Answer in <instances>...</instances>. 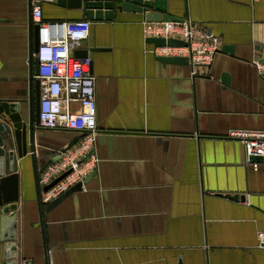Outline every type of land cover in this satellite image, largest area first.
Returning <instances> with one entry per match:
<instances>
[{
	"label": "crops",
	"instance_id": "1",
	"mask_svg": "<svg viewBox=\"0 0 264 264\" xmlns=\"http://www.w3.org/2000/svg\"><path fill=\"white\" fill-rule=\"evenodd\" d=\"M166 4L171 16L189 18L218 39L211 66L195 78L187 64L158 60L141 15L90 19L57 0L41 5L43 20L90 21L75 50L90 58L97 106L95 174L66 200L67 211L45 220L53 246L48 264H264L256 239L264 231V164L252 168L242 144L227 137L232 130L264 129V76L251 64L256 56L264 60V0ZM30 57L27 0H0V94L28 89ZM223 72L230 84L222 88ZM2 124L15 147L8 116L0 117V131ZM38 133L40 162L76 136ZM16 161L17 247L26 242L37 250L29 154ZM226 193L244 199L218 195ZM2 254L0 241V264Z\"/></svg>",
	"mask_w": 264,
	"mask_h": 264
},
{
	"label": "built area",
	"instance_id": "2",
	"mask_svg": "<svg viewBox=\"0 0 264 264\" xmlns=\"http://www.w3.org/2000/svg\"><path fill=\"white\" fill-rule=\"evenodd\" d=\"M56 0H31V22L38 25L39 45L34 58L38 61V73L33 78L39 82L38 126L46 130L73 131L84 134L66 150H56L38 174L40 187L49 185L62 174V179L41 193L42 204L56 199L74 184L83 181L95 169L97 159L93 150L96 123L95 79L90 74V58H75L74 50L89 34L90 21L85 18L75 20H43L41 5ZM146 38L175 39L184 43L179 46H159L154 48L156 56L185 57L191 75H200L209 68L219 52V42L215 35L189 18L180 21L144 22ZM252 66L264 75V60L254 57ZM73 105H77L74 109ZM8 125L2 124V132ZM227 137L239 141L244 149L245 162L257 169L264 164V129H238L229 131ZM252 157L262 158L252 161ZM258 247H264V231L256 234Z\"/></svg>",
	"mask_w": 264,
	"mask_h": 264
},
{
	"label": "water",
	"instance_id": "3",
	"mask_svg": "<svg viewBox=\"0 0 264 264\" xmlns=\"http://www.w3.org/2000/svg\"><path fill=\"white\" fill-rule=\"evenodd\" d=\"M61 5L68 8L83 9L84 14L92 19L101 17L113 18L116 12H128L141 15L142 18L149 21H180L168 13L166 0H57ZM28 3V42L30 54L36 52L39 45L38 25L31 22V0ZM148 43L154 47L169 45H183L181 41L175 39L147 38ZM75 58L87 57V51L77 49L73 52ZM158 60L163 62L187 64L185 57H163L157 56ZM262 60V59H261ZM252 61V59H251ZM30 70L28 77V89H19L13 94H0V117L8 116L14 127V141L0 131V241L3 243L2 264H48V250L53 248L48 244L51 241L48 233V225L45 220L53 218L54 215L63 214L67 211L66 200L74 193L81 191L86 183L93 177L95 171L90 173L83 181L71 186L67 191L47 204H42L40 200L41 193L62 179L68 172L62 174L49 185L40 187L37 175L44 169L50 159L40 162V156L44 152L38 149L35 139H38V113H39V82L33 78L38 73V61L30 57ZM190 69V68H189ZM196 75L191 77L195 78ZM264 76V75H262ZM202 76H197V78ZM206 77V76H204ZM210 74L206 78H211ZM216 79L217 77L214 76ZM220 83L222 88L230 84L229 75L226 72L221 73ZM84 134L76 135L71 141L62 148L66 150L80 140ZM52 153L48 151L47 154ZM29 154L35 186V200L37 211L33 214L38 219L41 237V247L30 249L28 244L22 250L17 247V219L20 217L19 196L20 184L19 174L16 171V158L20 161ZM94 154V148L89 155ZM252 161H261L262 158L252 157ZM230 200L242 201L243 195L239 194H218ZM25 205L21 211L23 219L27 217ZM36 221V220H35ZM264 248V247H263ZM52 255V253H51Z\"/></svg>",
	"mask_w": 264,
	"mask_h": 264
},
{
	"label": "rangeland",
	"instance_id": "4",
	"mask_svg": "<svg viewBox=\"0 0 264 264\" xmlns=\"http://www.w3.org/2000/svg\"><path fill=\"white\" fill-rule=\"evenodd\" d=\"M32 209V208H31ZM30 213V215L32 214V212H29Z\"/></svg>",
	"mask_w": 264,
	"mask_h": 264
},
{
	"label": "flooded vegetation",
	"instance_id": "5",
	"mask_svg": "<svg viewBox=\"0 0 264 264\" xmlns=\"http://www.w3.org/2000/svg\"><path fill=\"white\" fill-rule=\"evenodd\" d=\"M39 95H40V90H39Z\"/></svg>",
	"mask_w": 264,
	"mask_h": 264
}]
</instances>
